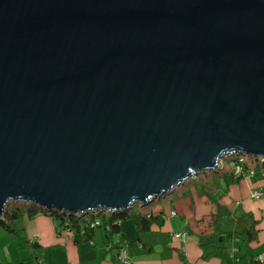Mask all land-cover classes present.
I'll list each match as a JSON object with an SVG mask.
<instances>
[{"label":"water","instance_id":"95a60500","mask_svg":"<svg viewBox=\"0 0 264 264\" xmlns=\"http://www.w3.org/2000/svg\"><path fill=\"white\" fill-rule=\"evenodd\" d=\"M264 160V0H0V220L149 204Z\"/></svg>","mask_w":264,"mask_h":264},{"label":"crops","instance_id":"0c3cea01","mask_svg":"<svg viewBox=\"0 0 264 264\" xmlns=\"http://www.w3.org/2000/svg\"><path fill=\"white\" fill-rule=\"evenodd\" d=\"M219 180L227 186L225 191L217 184L211 186L200 182L199 186L216 195L220 209L197 188L198 185L186 189L183 194L178 192L171 200V206L160 201L140 210L135 208L138 212L162 213L164 225L155 223L152 228L169 236L163 237L150 253L130 255L133 259L131 264H234L246 251L238 234L226 242L224 256L214 254L207 257L201 246L200 234L205 227L199 220L209 218L218 211L222 214L225 230L241 231L257 220L258 239L250 246L260 249L264 244V197L254 198L252 192L256 188L264 189V177L245 174L230 185L221 177ZM245 220L252 222L241 223ZM15 225L19 230L18 236L0 225V264H121L119 249L114 244L122 238V234H115L111 240L104 226L96 227L89 239L78 242L72 233L66 230L59 232L57 220L44 212L35 216L21 215ZM120 225L127 241L139 239L141 232L133 219L123 220ZM184 231L186 235L176 236Z\"/></svg>","mask_w":264,"mask_h":264},{"label":"trees","instance_id":"16d2710c","mask_svg":"<svg viewBox=\"0 0 264 264\" xmlns=\"http://www.w3.org/2000/svg\"><path fill=\"white\" fill-rule=\"evenodd\" d=\"M246 169L250 167L256 168V176L262 177V168L264 167V161L258 159V163L255 165H249L246 160ZM224 170V168L222 169ZM218 172L219 176L225 181L227 185L239 181L245 174L235 175L234 171H222ZM197 188L203 194H207L212 201L220 209V203L215 194H211L205 190V188ZM148 206H145L146 208ZM41 212L52 215L58 222L59 232L66 230L75 236V239L79 242L85 239H89L94 229L98 226H104L107 230L108 237L113 240L115 234H122V238L114 244L115 248L119 250L125 245L128 247L130 255L136 253H150L154 251L156 244L162 241L163 237L169 236L166 232L156 231L152 228L153 224L164 225L165 217L162 213L155 215L150 211H136L134 206L130 209H122L114 212H107L105 210H98L90 212L89 217L84 215L70 214L67 212H61L59 210H49L38 204L34 203H22L13 204L12 202L7 204L5 218L0 220V225L4 226L10 232L15 235H19V230L16 228L15 221L21 215L28 214L29 216H35ZM127 219H133L136 227L140 230L141 235L136 241H127L124 238L123 229L120 222ZM99 222V224L94 223ZM199 223L204 225L205 230L200 234L201 246L207 252L206 256L221 255L224 256L227 245L226 242L233 239L238 234L243 241L245 247V253L240 256L239 260L234 261V264H264V259H260L259 255L264 253V244L260 249H255L250 246L252 241L258 239L259 230L257 228V220L250 227H246L241 231L225 230L222 223V214L220 211L212 213L209 218H203L199 220Z\"/></svg>","mask_w":264,"mask_h":264},{"label":"rangeland","instance_id":"374dc122","mask_svg":"<svg viewBox=\"0 0 264 264\" xmlns=\"http://www.w3.org/2000/svg\"><path fill=\"white\" fill-rule=\"evenodd\" d=\"M248 164L249 165H255L256 163H258V158L256 156L253 155H249V154H244L243 155ZM232 157V155H228L226 156L223 161L225 164V168L222 171H233V166L231 165L230 162V158ZM220 176L218 174V172H213V171H209L208 173H200L198 174V176L195 179H190L187 180L185 183L179 185L176 190L170 194H168L167 196L163 197V198H158L155 199L154 201L150 202L149 204L146 205H142L141 203H136L134 205V208H137L138 210H140L141 208H144L145 206H150L151 204H156L159 203L160 201L167 203L166 205L171 206V200H173L176 197V194L179 192L180 194H183V192L186 189H189L190 187H196L197 185H199L200 182H206L209 183L211 186H213L214 184L217 185H221V188L224 189V191L226 190V185L224 183H220L221 181L219 180ZM13 204H22L24 202L22 201H13ZM89 214V213H88ZM86 214L87 217H89V215ZM252 220H245V222H241V223H251ZM103 227V226H102ZM240 227V226H238Z\"/></svg>","mask_w":264,"mask_h":264},{"label":"built area","instance_id":"2783aa9c","mask_svg":"<svg viewBox=\"0 0 264 264\" xmlns=\"http://www.w3.org/2000/svg\"><path fill=\"white\" fill-rule=\"evenodd\" d=\"M264 161V160H262ZM230 162L231 165L233 166V171L235 173V175H241V174H250V175H255L256 174V168L255 167H250L248 168L247 171H245L246 169V158L243 155H238V154H233L232 157L230 158ZM222 163L224 164V161L222 160ZM223 168H225V164L223 166ZM221 168V169H223ZM262 177H264V167L262 168ZM252 196L254 198L257 199H261L264 197V189L262 187L260 188H256L253 190L252 192ZM175 213V212H173ZM95 224H99V222L94 223ZM187 232H180L177 233L176 236L181 237L186 235ZM260 259H264V254H260L259 255ZM118 260L121 264H131L133 262L132 257L129 254V250L126 246H124L123 248H121L119 250V254H118Z\"/></svg>","mask_w":264,"mask_h":264}]
</instances>
